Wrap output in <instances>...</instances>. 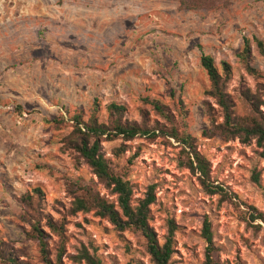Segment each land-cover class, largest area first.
<instances>
[{"label": "rangeland", "instance_id": "374dc122", "mask_svg": "<svg viewBox=\"0 0 264 264\" xmlns=\"http://www.w3.org/2000/svg\"><path fill=\"white\" fill-rule=\"evenodd\" d=\"M245 40L251 66L264 76L256 44L264 46V0L209 9H182L178 0H0V239L26 264H48L37 240L26 236L37 223L51 264L59 252L62 264H78L73 257L83 248L102 264H151L139 231H119L96 210L75 209L86 191L113 203L116 195L65 139L75 111L86 119L95 110L104 122L105 106L115 102L139 121L142 97L170 105L181 99L187 130L223 193L202 190L172 138H135L118 156L111 149L120 141L104 142L110 168L129 183L134 202L152 189L149 225L160 244L168 221L175 223L171 264H205V218L219 264H264V222L249 217L250 207L264 216V147L203 136L211 128L206 104L214 117L219 109L205 95L202 53L230 66L226 91L238 116L249 113L243 89L264 102V79L239 59ZM259 110L264 113V104ZM27 194L38 198L39 215L20 201ZM46 217L63 227V237Z\"/></svg>", "mask_w": 264, "mask_h": 264}, {"label": "trees", "instance_id": "16d2710c", "mask_svg": "<svg viewBox=\"0 0 264 264\" xmlns=\"http://www.w3.org/2000/svg\"><path fill=\"white\" fill-rule=\"evenodd\" d=\"M182 9H202L227 6L232 0H178ZM257 47L264 55V46L261 41L256 40ZM239 59L243 68L252 76L264 79V76L250 64V47L245 40L244 47L239 53ZM200 65L205 71L209 88L205 95L213 99L218 106L219 114L213 116V109L209 103L206 104L210 117L211 128L203 131L205 138L213 135H221L226 140L238 139L243 144L255 140V144L264 147V113L259 110L264 104L259 95L252 94L248 88L243 89L242 95L249 105V113L238 116L234 110L231 96L227 93V83L230 78V66L226 62L217 65L212 56L202 53ZM143 107L139 109L140 120H130L125 117V107L121 104L111 102L105 106L106 120L99 121L95 110L85 119L83 112L75 111L72 116V131L65 139V147L74 151L91 168L103 186L116 195V203L108 202L99 197L97 193L86 191V198L76 201V210H96V215L106 219L117 230L135 229L140 232L146 241L147 252L151 264H171L173 253V237L176 225L168 221V233L163 243H159L155 232L149 225V205L155 201L150 191L143 199H132L133 191L129 183L121 176L114 173L110 168L108 158L105 156L102 143L119 140L120 145L113 147L111 153L118 156L127 149L126 142L135 138H142L153 142L157 137L172 138L181 146L180 153L185 157L182 165L190 170L198 181L202 190L209 195L223 193V190L213 184L210 177V164L208 160L196 150V140L187 130L188 110L181 99L172 101V104H164L157 98L145 96L141 98ZM66 112H68L66 110ZM153 114V118H151ZM222 118L221 122L216 119ZM35 193L40 194L39 189ZM28 208L39 215L36 207L38 198L33 195H24L20 198ZM33 207V208H32ZM250 221L260 219L264 222V216L254 207H250ZM46 225L57 236L63 237V227L56 225L50 218L46 217ZM26 236L38 242L42 258L51 264L47 258L48 251L43 241L44 233L37 223L32 224V229ZM201 237L205 243V264H219L214 254L216 247L213 240L210 222L205 218L202 222ZM73 261L80 264H102L100 258L93 252L83 248ZM0 264H26L20 259L17 250L9 243L0 239ZM62 264L61 253L56 254V263Z\"/></svg>", "mask_w": 264, "mask_h": 264}]
</instances>
